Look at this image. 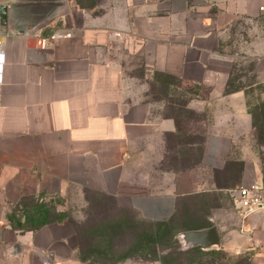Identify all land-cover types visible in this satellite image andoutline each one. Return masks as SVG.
Returning a JSON list of instances; mask_svg holds the SVG:
<instances>
[{
	"label": "crops",
	"instance_id": "crops-1",
	"mask_svg": "<svg viewBox=\"0 0 264 264\" xmlns=\"http://www.w3.org/2000/svg\"><path fill=\"white\" fill-rule=\"evenodd\" d=\"M83 3L0 0V264H160L132 253L148 249L150 225L160 255L165 226L172 241L170 229L214 225L230 264H264V228L229 196L258 184L259 166L244 89L225 93L223 49L248 26L259 68L264 0ZM154 86L170 98L148 99Z\"/></svg>",
	"mask_w": 264,
	"mask_h": 264
},
{
	"label": "rangeland",
	"instance_id": "rangeland-1",
	"mask_svg": "<svg viewBox=\"0 0 264 264\" xmlns=\"http://www.w3.org/2000/svg\"><path fill=\"white\" fill-rule=\"evenodd\" d=\"M103 1L105 3V0H81L82 3L84 2L83 4L89 6L97 2L103 3ZM230 29L231 30L225 37L223 43L224 53L228 60V63H226L228 67V74L226 75L227 89L225 93L236 91L235 89H244L243 91L246 94L248 110L252 113L253 124L257 127L255 139L253 141H249V145L252 147V151L255 152V158L258 160V185H260L264 191V74L260 75L257 73L258 69H264V62H262L258 68L256 65L257 63L251 59H248V57L245 55V48L247 46L246 44L251 38V36H249L250 33L248 26L235 25ZM124 72L126 75L129 73L127 70ZM137 74L139 75V72ZM149 82L150 84L155 83L154 81ZM154 88L155 86L148 91V99H157L162 97V95L165 97V99H168L170 95L169 92L166 90L163 92L156 91ZM206 94L207 92L203 90L192 92L181 91L180 95L176 96V98L177 100L183 102L189 97L194 96L199 99H204ZM241 142L246 143L243 140H241ZM247 186L249 185L243 184L241 187ZM47 206L53 209L56 205L53 203L48 204ZM35 208L39 210L38 206ZM15 214L14 212H11L10 216H14ZM14 219L15 220H12L10 225L12 227H17L14 221L21 222V220H19L17 217ZM245 224L249 229L258 227L264 228V216H259L254 222L251 221V218H246ZM240 226H242V224ZM234 228L237 229L238 226L235 227L232 225V229ZM167 230L168 227L165 226L163 237V239H165L164 242L159 246L161 249L160 255V250L156 249L157 239L155 238L156 235L154 234L157 232V227L150 225L148 249L143 251L134 250L132 253L136 255V259H142L143 261L159 259L160 264H226L227 262L230 264L231 260L235 258L234 256H230L227 252L223 251L221 245L211 249L185 247L178 238V234H173L172 229H170V233H172L173 237L175 238H172V241H170ZM220 235L223 241L228 239V236H226L227 234L224 231H222ZM234 260L237 263L244 261V259L241 257H238Z\"/></svg>",
	"mask_w": 264,
	"mask_h": 264
},
{
	"label": "built area",
	"instance_id": "built-area-1",
	"mask_svg": "<svg viewBox=\"0 0 264 264\" xmlns=\"http://www.w3.org/2000/svg\"><path fill=\"white\" fill-rule=\"evenodd\" d=\"M259 12L264 16V5L259 7ZM61 37V34L54 33L48 38L38 40V44L44 48L48 42H54ZM3 62L4 53L0 41V72ZM229 196L233 202L235 210L243 217L256 211L264 210V191L258 184H251L247 187H239L230 190Z\"/></svg>",
	"mask_w": 264,
	"mask_h": 264
},
{
	"label": "water",
	"instance_id": "water-1",
	"mask_svg": "<svg viewBox=\"0 0 264 264\" xmlns=\"http://www.w3.org/2000/svg\"><path fill=\"white\" fill-rule=\"evenodd\" d=\"M5 8L0 7V25L5 24ZM259 216H264V210L256 211L250 215L254 222ZM178 238L185 247L211 249L220 245V235L217 228L212 225L202 230L186 231L178 234Z\"/></svg>",
	"mask_w": 264,
	"mask_h": 264
},
{
	"label": "trees",
	"instance_id": "trees-1",
	"mask_svg": "<svg viewBox=\"0 0 264 264\" xmlns=\"http://www.w3.org/2000/svg\"><path fill=\"white\" fill-rule=\"evenodd\" d=\"M154 76H155L156 79H158V81L160 83H163L164 85H177V84L180 83L179 80H177L175 78H172V77H169V76H166V75L155 74ZM250 114L252 115L251 112H250ZM252 117H253V115H252Z\"/></svg>",
	"mask_w": 264,
	"mask_h": 264
}]
</instances>
